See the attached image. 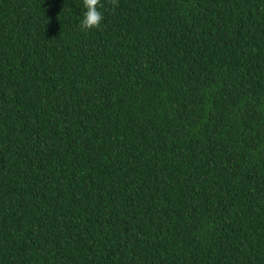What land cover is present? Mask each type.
<instances>
[{"label": "trees", "instance_id": "16d2710c", "mask_svg": "<svg viewBox=\"0 0 264 264\" xmlns=\"http://www.w3.org/2000/svg\"><path fill=\"white\" fill-rule=\"evenodd\" d=\"M0 0V264H264V0Z\"/></svg>", "mask_w": 264, "mask_h": 264}, {"label": "clouds", "instance_id": "9594fccd", "mask_svg": "<svg viewBox=\"0 0 264 264\" xmlns=\"http://www.w3.org/2000/svg\"><path fill=\"white\" fill-rule=\"evenodd\" d=\"M111 4V10L114 11L118 6V0H109ZM105 5L102 0H83V8L85 11L82 13V19L80 20V30L88 32L93 29H98L104 19V14L100 11Z\"/></svg>", "mask_w": 264, "mask_h": 264}]
</instances>
